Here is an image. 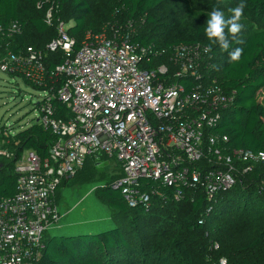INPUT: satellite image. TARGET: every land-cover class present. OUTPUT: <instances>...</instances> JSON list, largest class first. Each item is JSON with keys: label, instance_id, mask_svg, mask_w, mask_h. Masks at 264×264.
Returning a JSON list of instances; mask_svg holds the SVG:
<instances>
[{"label": "built area", "instance_id": "1", "mask_svg": "<svg viewBox=\"0 0 264 264\" xmlns=\"http://www.w3.org/2000/svg\"><path fill=\"white\" fill-rule=\"evenodd\" d=\"M52 19L50 11L47 24ZM68 28L59 21L58 36L44 50L30 46L0 56V71L20 74L44 88L37 123L56 136L45 160L35 151L23 152L15 162V195L0 196V264H38L46 231L59 220L57 190L89 159L120 165L124 176L113 187L123 189L131 207L138 200L151 202L142 180L174 189L177 202L188 192H203L212 202L254 165L264 163V152L231 150L228 136L213 132L235 93L228 94L216 78L204 73L205 66L211 67L204 46L142 45L133 41V25L128 24L110 37L107 30H89L76 49ZM21 32L18 23L0 26V37ZM58 53L63 63L49 66L54 62L47 61L49 54ZM161 58L165 62L148 68ZM56 102L66 105L70 116L57 117Z\"/></svg>", "mask_w": 264, "mask_h": 264}, {"label": "trees", "instance_id": "2", "mask_svg": "<svg viewBox=\"0 0 264 264\" xmlns=\"http://www.w3.org/2000/svg\"><path fill=\"white\" fill-rule=\"evenodd\" d=\"M115 1L117 4L111 12L121 20L117 25L110 18L109 21L97 20L90 0H0V26L6 29L12 23H18L22 29L21 34L9 38L0 37V56H6L9 52L19 54L30 46L44 50L58 36L59 21L68 24V34L76 40V49L81 47L89 30H107L110 37L114 31L121 30L128 24H132L136 31L133 41L142 45L154 44L159 48H169L179 44H200L205 48L209 47L204 31L208 16L189 10L186 0ZM244 2L250 14L264 23V0ZM168 3H172L168 6L173 9L186 10L187 7L186 19L194 22L190 38H159L160 32L168 24L154 18L152 14ZM222 4L231 9L236 6L235 0H222ZM229 10H226L227 16L231 15ZM50 11L53 17L51 25L46 22ZM240 23L243 28L238 39L242 43L233 41L229 48V52L235 48L243 49L240 61L230 63L228 52L213 46L209 51L211 67L205 66L204 73L216 78L228 94L235 93L234 103L222 112L221 121L213 132L227 135L229 141L226 146L231 150L258 153L264 152V27H258L243 17ZM28 31H33L40 41L30 40V44H27L32 38ZM51 60L54 61L49 63L51 67L63 63L62 53L49 54L47 61ZM163 62L165 59L161 58L148 65V68ZM170 67L174 69L173 64H169ZM9 75L24 78L20 74ZM24 80L33 85L27 79ZM183 84L189 87L187 83ZM33 86L41 91L44 89L42 86ZM55 107L57 117L70 116L66 105L56 102ZM0 130L10 132L6 127H1ZM9 135L10 142L15 145V157L6 159V164H0V196L3 198L12 197L16 193L15 162L23 152L35 151L45 160L50 157L51 148L56 141L51 130L36 122L13 136L11 132ZM115 164L120 175L96 189L97 199L114 213L112 228L76 236L47 235L45 251L38 264H136L138 258L142 259L145 249L142 248L144 246L137 247L132 238L135 239L139 226L149 232L159 231L157 220L162 215H168L175 226L180 224V229L186 230L191 237L185 234L174 238L170 246H162L158 250L159 254L154 257L159 264H197L192 253L194 243L202 244L200 247L202 251L206 250L207 255L209 247L218 243L219 249L214 252L218 254L215 260L225 259L228 264H264V163L254 165L251 172L240 177L237 185L218 194L212 202L208 201L203 192H188L187 197L177 202L173 198L174 189L152 180H142V190L151 193V202L146 205L138 200L135 207L129 206L123 189L113 187L124 176L123 169ZM99 165L98 161L87 160L84 168L72 180H64L61 186L67 187L77 176L81 177V182H94ZM83 170L85 172L81 173ZM156 190L161 195L152 194ZM192 195L195 196L194 199L191 198ZM210 208L212 209L208 212ZM169 252L178 260H172L167 255Z\"/></svg>", "mask_w": 264, "mask_h": 264}, {"label": "rangeland", "instance_id": "3", "mask_svg": "<svg viewBox=\"0 0 264 264\" xmlns=\"http://www.w3.org/2000/svg\"><path fill=\"white\" fill-rule=\"evenodd\" d=\"M90 2L94 11V17L97 20L102 22L112 19L115 25L121 23V20L111 12L116 6L117 1L90 0ZM186 2L189 10L191 9L199 14H205L208 17L213 8L218 7L223 10L226 17V10L231 9L223 5L222 0H186ZM235 2L237 5L241 0H235ZM170 4L172 3L160 6L152 14L154 18L163 20V22L168 24V27L160 32L161 35L159 38L161 40L190 38L192 36V25L194 22L186 19L188 13L187 7L186 10L180 8L173 9L168 6ZM243 18H247L258 27H264L263 20L251 15L247 7L244 10ZM135 32V30L132 31L133 34ZM28 34L32 38L30 37L27 44H30V40L40 41L33 31H28ZM43 96V91L35 88L31 84H27L24 78L20 76L13 77L8 73L0 71V128L6 127L13 136L27 129L34 122L37 123L40 117L39 104ZM10 132H2L0 130V152H7L11 155L10 158L0 155V164L5 163L6 159L11 160L13 158L12 156L15 155V145L9 139L11 136L9 135ZM84 172L85 170L81 173ZM119 175L120 171L113 161L102 159L96 169L94 182H81V177L77 176L67 187L61 186L57 193L59 220L58 223L53 224L46 231V235L51 237L76 236L87 232L98 233L112 228L114 225V213L97 199L96 189L100 186L107 185L112 178L114 181V178ZM171 220L168 218V215H162L157 220V225L160 229L156 232L146 231L139 226V231L135 235L136 237L134 236L135 239L132 238V242H135L137 247L144 246L142 248L145 250L143 251L142 259L138 258L136 264H159L154 257L159 254L158 250L162 246H170V242L174 238L182 237L185 234L191 237L190 233H187L186 230L180 229V224L175 226ZM194 244L192 253L197 264H217L219 260H215L218 256V254L214 253L217 252L215 245L209 247L210 252L207 255L206 250L202 251L203 249L200 247L202 244ZM167 255L171 256L170 258L174 261L178 260L172 252L167 253Z\"/></svg>", "mask_w": 264, "mask_h": 264}, {"label": "clouds", "instance_id": "4", "mask_svg": "<svg viewBox=\"0 0 264 264\" xmlns=\"http://www.w3.org/2000/svg\"><path fill=\"white\" fill-rule=\"evenodd\" d=\"M246 7L244 0H241L239 4L229 10L231 15L227 17L225 12L218 7L212 9L204 29L209 40V47L205 51H211L213 46H218L221 51L228 52L230 63L240 61L243 49L235 48L229 52V48L233 41L242 43L238 36L243 28L240 21L244 16Z\"/></svg>", "mask_w": 264, "mask_h": 264}]
</instances>
